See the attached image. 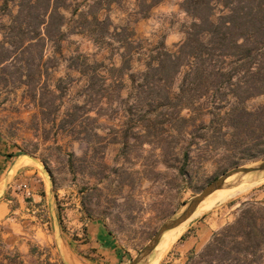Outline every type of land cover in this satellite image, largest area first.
I'll use <instances>...</instances> for the list:
<instances>
[{
	"label": "rangeland",
	"instance_id": "1",
	"mask_svg": "<svg viewBox=\"0 0 264 264\" xmlns=\"http://www.w3.org/2000/svg\"><path fill=\"white\" fill-rule=\"evenodd\" d=\"M166 1L168 9L162 7ZM181 1L162 0L144 13L139 0H71L62 11L65 35L57 47L49 42L43 57L47 87L42 99L41 89L33 98L24 77L12 81L8 74L9 82L0 83V135L40 159L54 190L50 208L46 202H30L13 183L4 189L0 182V197L10 200L0 210V256L17 252L25 264H127L207 183L264 158L233 150L216 137L217 131H228L222 115L233 101L230 95L221 110L210 93L204 95L183 108L181 117L171 113L178 78L163 85L170 99H144L146 92L138 97L144 53L161 44L174 50L184 37L190 17L180 10ZM7 8L0 0V39ZM94 17L110 23L104 43L92 31ZM126 47L132 67L119 68ZM19 65L8 64L7 73ZM245 106H264V94L248 98ZM248 202L264 205V179L196 213L165 242L156 264H184ZM77 213L105 227L110 248L95 240L90 258L71 246L69 254L64 252L61 241L67 246L77 238L70 224ZM81 228L85 232V225Z\"/></svg>",
	"mask_w": 264,
	"mask_h": 264
},
{
	"label": "trees",
	"instance_id": "2",
	"mask_svg": "<svg viewBox=\"0 0 264 264\" xmlns=\"http://www.w3.org/2000/svg\"><path fill=\"white\" fill-rule=\"evenodd\" d=\"M70 1L4 0L8 8L2 13L7 22L2 24L0 39V83L9 82L8 74L12 81L24 77L33 98L41 89L42 99L47 87V78L42 81L43 57L48 43L57 47L65 35L62 11ZM161 1L139 0L140 10L146 13ZM180 7L190 17L184 37L174 50L161 44L144 53V69L138 74L143 89L138 97L146 92L144 99H170L163 85L178 78L171 113L181 117L183 108L191 107L204 95L210 93L219 110L230 95L233 101L222 115L229 132L217 131L216 137L225 139L233 150L251 152L252 158L264 156V106L254 110L245 106L248 98L264 94V0H182ZM93 23L96 40L104 43L110 23L95 17ZM121 55L118 67L131 68L130 47ZM17 61L18 71L7 73L8 64ZM19 257L17 252L1 253L0 264H25ZM184 264H264V205L242 204L235 219L214 231L199 251H191Z\"/></svg>",
	"mask_w": 264,
	"mask_h": 264
},
{
	"label": "crops",
	"instance_id": "3",
	"mask_svg": "<svg viewBox=\"0 0 264 264\" xmlns=\"http://www.w3.org/2000/svg\"><path fill=\"white\" fill-rule=\"evenodd\" d=\"M162 7L165 9L170 8L169 2L166 1L162 4ZM180 10L182 11V9ZM96 45L100 48L98 42H96ZM9 153L13 155H8ZM25 157H28L31 162L19 164ZM0 182L4 184V189L6 186L8 187V185L11 186L13 183L17 188H21L22 192L30 196V202L34 201L37 203V206H41L46 202L51 208L54 190L48 176L45 175L42 167H40V159L30 153H22L18 145L9 144L7 139L3 138L2 135H0ZM4 189L2 188L0 195L4 193ZM41 201L42 204H40ZM9 202L10 200L3 201L0 197V210H4ZM20 208H23L22 204ZM26 209L28 210V208ZM50 214H52V217H54L53 220H55L54 212L50 211ZM79 216L81 217V213H77L76 218L70 220V224L73 225L77 238L68 242L67 246L61 241L64 252L69 254L71 246L72 250L77 249L80 255H83L85 258H90L88 256L92 253V243L95 240H102L107 244L106 248H110L111 238L109 233L105 230V227L99 222H93L92 219L80 218ZM46 223H48V221L42 224L44 225ZM82 225L86 227L85 232H83L81 228ZM54 232H56L55 229ZM44 236H47V234L44 233Z\"/></svg>",
	"mask_w": 264,
	"mask_h": 264
},
{
	"label": "water",
	"instance_id": "4",
	"mask_svg": "<svg viewBox=\"0 0 264 264\" xmlns=\"http://www.w3.org/2000/svg\"><path fill=\"white\" fill-rule=\"evenodd\" d=\"M246 175L250 176V180L256 181L264 175V158L259 161L235 166L224 171L207 183L195 196L183 204V207L170 218L166 219L154 232L148 242L137 252V254L127 264H146L153 249L159 242L162 233L167 229L174 227L181 221L185 220L196 209L199 203L213 190L224 186L227 178L232 176L234 181H242Z\"/></svg>",
	"mask_w": 264,
	"mask_h": 264
},
{
	"label": "bare ground",
	"instance_id": "5",
	"mask_svg": "<svg viewBox=\"0 0 264 264\" xmlns=\"http://www.w3.org/2000/svg\"><path fill=\"white\" fill-rule=\"evenodd\" d=\"M31 162L28 157H25L23 160L19 162L21 163H27ZM250 176L246 175L242 181H234V177L230 176L227 178V183L212 192H210L196 207V209L191 213L189 217H187L185 220L181 221L174 227H171L164 231L162 233V236L159 240V242L156 244L155 248L153 249V252L151 253L148 261L146 264H156L162 254L164 244L167 241H170L174 239L189 223L190 221L196 216V213H200L204 210L209 209V206L211 208L212 205H214L216 202L220 201L222 198H224L227 194H233L236 193L248 186H251L258 182L261 179H264V175H262L258 180L252 181L249 179Z\"/></svg>",
	"mask_w": 264,
	"mask_h": 264
}]
</instances>
